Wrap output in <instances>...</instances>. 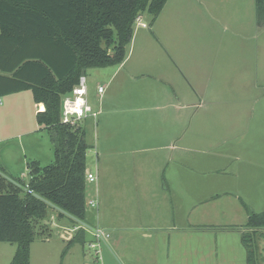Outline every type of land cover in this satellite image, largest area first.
<instances>
[{"label":"crops","instance_id":"crops-1","mask_svg":"<svg viewBox=\"0 0 264 264\" xmlns=\"http://www.w3.org/2000/svg\"><path fill=\"white\" fill-rule=\"evenodd\" d=\"M188 1L193 4L199 20L192 22H196L197 28L200 27L199 29L204 31L203 35L206 37L204 45L199 42L197 47L192 48L190 39H186L187 45L183 41L176 43L169 41L168 45L155 35L151 37L152 40L132 36L124 61L117 65L112 75L110 74L108 86L114 77L111 91H108L105 84L103 93L99 94L97 87L101 82L98 81L95 87L89 86L86 75L84 76L86 80L84 99L91 112L76 123L85 132V142L88 130L91 131L90 139L92 147L98 151L97 163L100 162L103 183L104 181L117 183V177L112 181L110 173L116 174L119 171L125 174L123 179L127 183L131 179L134 187L144 188L145 184L152 183L154 185L150 187L155 188L156 184L160 183V176L161 182H170L174 175H179L181 170L187 169L188 153H193L195 158L210 156L209 164L199 162V167H203L198 174L210 173L209 186L215 188L213 190L215 193L209 199L211 203H218L223 196L219 190L223 187L224 190L226 188L229 190V186L233 185L234 176L241 177L237 175L238 172L243 173L241 177L243 189H248L252 185H257L254 180L261 178L256 174L264 169V65L262 70L258 68V64L264 61V27H259L256 23L254 0H185L181 7L182 13L176 15L169 10L170 4L166 3L152 25L149 24V17L143 15L141 21L146 27L142 25L137 27L147 29L155 27L158 22H167L168 28L171 27L168 23L172 20H189L192 15L190 10L186 9ZM232 7L233 10L230 11ZM241 13H245L246 16ZM246 25L250 26L247 33L245 30L238 31L237 27ZM220 27H223L222 33L218 32ZM168 31L170 30L167 29ZM245 34L248 35V39ZM220 35L223 38H219ZM250 39H254L256 45L260 44L256 56L258 63L254 60L253 66L247 63L250 54L241 49L240 44L235 45L238 40ZM219 41L233 50V53L222 56L230 57L231 65L225 69L211 65L209 69L208 62L220 57L210 52L211 46L218 45ZM139 42L150 47L146 52L135 54V65L140 68L147 66L152 70L141 74L125 69L136 43ZM243 46L249 49L244 42ZM190 48L192 50L189 51ZM198 58L206 60L201 64ZM162 60H168L169 63L163 65V69L160 70ZM107 69L110 67L97 71L105 72ZM118 76L120 79L116 81ZM19 94L8 96L14 97ZM3 105L2 103L1 106ZM35 105L41 107L38 112L44 111L41 104ZM190 108L195 109L193 116L187 115ZM89 119L92 120V125L89 124ZM240 136L243 143L238 147H241V151H234L238 153L234 154L232 149H229L227 152V155L234 157L240 165L238 168L233 166L227 169L229 166L222 159L224 158L220 154L222 150L218 151V142L222 144L232 138L239 139ZM87 145L91 147V144ZM101 157L105 160L100 161ZM119 157L122 159H117ZM107 158L115 160L110 163ZM127 158L131 160L128 162ZM95 166L97 168V164ZM227 170H230L228 172L230 175L224 176ZM86 172L91 173L87 166ZM7 173L8 177L16 178L10 172ZM24 181L27 182L28 178ZM204 186L208 187L202 184L201 188ZM234 193L235 200L245 205L243 198V201L239 200V196ZM236 213L247 216L242 205L235 206ZM170 228L155 229L177 239L189 231L177 229L175 224ZM77 230L78 227L66 230L61 237L69 241L74 237L73 232ZM176 242L180 249L181 240L178 239ZM259 244L260 242L257 245V254L260 263L259 257L263 248ZM243 250L245 253L243 264H247L246 251ZM231 251L234 252L233 249ZM242 254H239V258ZM232 261L230 264H241L240 260ZM216 264L225 263L218 261Z\"/></svg>","mask_w":264,"mask_h":264},{"label":"rangeland","instance_id":"rangeland-1","mask_svg":"<svg viewBox=\"0 0 264 264\" xmlns=\"http://www.w3.org/2000/svg\"><path fill=\"white\" fill-rule=\"evenodd\" d=\"M183 2L185 0H170L166 3L170 4L169 10L176 15L182 13ZM186 9L190 10L192 15L189 20H172L168 23L171 24L168 28L167 22H158L155 27L147 29L135 25L133 38L147 37L152 40L151 37L155 35L168 45L169 41L175 43L183 41L187 45L186 39H190L192 48L197 47L199 42L204 45L206 41L204 31L199 29L200 27L197 28L196 22H192V20L199 21L193 4L188 1ZM232 10L233 7L230 11ZM241 15L246 16L245 13ZM249 25L237 27V29L240 32L245 30L247 33ZM166 28L170 31L167 32ZM218 32L222 33L223 27H220ZM245 36L248 39V35L245 34ZM219 38L223 36L220 35ZM243 42L249 49L243 46ZM253 42L254 39L238 40L235 43V45L240 44L241 49L250 54L247 63L252 66L255 64L254 60H256L257 50L260 47L259 43L256 45V42ZM149 47L144 43L142 45L140 42L136 43V48L130 55L125 69L137 74L152 71L147 66L140 68L135 65V54L146 52ZM232 51L220 41L218 45L213 44L210 52L220 57L208 62L209 69L211 65L219 69L229 68L230 57L222 58V56L229 55L233 53ZM198 60L203 64L206 58H198ZM256 62L258 63L257 60ZM168 63V60H162L160 70ZM263 65L264 61H261L258 68L262 70ZM116 68L117 66H111L105 72L97 71L99 69H89L85 72L86 76H83L86 77L89 86L95 87L98 81L101 82V86H105L110 79V74L112 75ZM113 78L109 86L107 84L108 91L113 88ZM119 79L118 76L116 81ZM1 101L4 105H0V170L6 174H2L1 171L0 173L8 177V171L15 175L14 177L26 180L28 163L38 161L45 166L53 161V147L49 134L46 129L36 123L35 116L41 107L34 104L30 91L21 92L14 97H2ZM42 108L44 110L43 105ZM194 111V108L188 109L187 115L193 116ZM89 124L92 125V120ZM91 137V131L88 130L86 143L91 144V147L89 146L86 153V166L96 176L97 181L86 182L85 199L95 201L96 207H86L85 220L82 222L84 226L81 223L71 222L67 217L58 219L57 211L49 207L43 222L45 231L48 228L49 233L45 235L46 237L36 236L30 244L29 264H216L218 261L230 264L232 260H240L241 264L244 263L245 253L241 242V230H237L239 227L236 226L245 225L247 216L235 214V206L241 203L235 200L234 192L239 196V200L243 198L250 212L264 213V169L256 174L261 178L254 180L257 185H252L248 189H243L241 178L243 173L238 172L237 175L241 177L234 176L233 185L229 186V190L227 188L224 190L225 187L219 190L223 195L219 202L211 203L209 198L215 193L213 192L215 188L209 186L211 175L210 173L198 174L200 168L203 167H199V162L209 164L210 156L195 158L193 157L195 154L188 153L187 169L181 170L179 175H174L170 182H161L160 176V183L156 184L155 188L150 187L154 185L152 183L145 184L144 188L134 187L131 179L127 183L123 179L125 174L119 171L116 174L110 173L112 181L117 177V183L110 181L103 183L100 162L97 163L98 151L92 147ZM242 143L241 136L239 139L232 138L222 144L218 142V151L222 150L220 154L224 157L222 158L224 163L229 166L227 169L233 166L239 167L240 163L235 161L234 157H229L227 152L229 149H232V153L241 151V147L238 146ZM107 159L110 163L115 160V158ZM117 159H122V157ZM101 160L105 159L101 157ZM130 160L131 158H127L128 162ZM226 172L224 176H229L230 170ZM202 184L208 187L201 188ZM222 193H229V195ZM174 224L177 229L189 230L178 238L181 240L180 249L177 246L176 237L173 235L169 237L167 233L155 229L156 227L171 229L170 227ZM75 227L82 229L79 233H82L80 239L83 243H73L63 253L68 240L63 239L61 234ZM77 231L73 232V236ZM97 232L102 233L100 240L96 238ZM260 238L258 239L259 245L263 249L259 264H264V238ZM231 248L233 253L230 252ZM15 250V244L1 242L0 264H10ZM240 253L243 254L239 258Z\"/></svg>","mask_w":264,"mask_h":264},{"label":"trees","instance_id":"trees-1","mask_svg":"<svg viewBox=\"0 0 264 264\" xmlns=\"http://www.w3.org/2000/svg\"><path fill=\"white\" fill-rule=\"evenodd\" d=\"M168 0H0V98L30 91L44 111L36 123L47 130L53 162L28 163V181L0 170V243L16 250L10 264H29L36 236L46 237L49 207L57 218L83 222L86 215L85 132L61 121L62 99L89 69L121 64L138 16L152 25ZM256 23L264 27V0H254ZM36 194L38 197H35ZM247 214L241 242L247 264H259L257 245L264 238V213ZM216 229V228H214ZM68 241L83 243L79 233Z\"/></svg>","mask_w":264,"mask_h":264},{"label":"built area","instance_id":"built-area-1","mask_svg":"<svg viewBox=\"0 0 264 264\" xmlns=\"http://www.w3.org/2000/svg\"><path fill=\"white\" fill-rule=\"evenodd\" d=\"M142 16H138L135 19V25H142L146 27V24L142 23L141 21ZM104 91L103 86L97 87V92L102 94ZM86 94V80L84 76H81L79 82L76 87L72 90L69 95H66L62 99L61 104V121L64 124L73 125L76 122L86 118L90 112V107L86 104L84 96ZM0 105H2V101L0 99ZM96 180V176L93 173L85 172V181L88 183H94ZM86 207L95 208L96 203L93 200H88L85 203ZM97 240L102 238V233H96Z\"/></svg>","mask_w":264,"mask_h":264},{"label":"water","instance_id":"water-1","mask_svg":"<svg viewBox=\"0 0 264 264\" xmlns=\"http://www.w3.org/2000/svg\"><path fill=\"white\" fill-rule=\"evenodd\" d=\"M6 179H8V180H11L10 178H8V177H6V176H4ZM34 196L35 197H38L36 194H34ZM54 208V207H53ZM78 223H81L82 224V222H78ZM83 225V224H82ZM84 226V225H83Z\"/></svg>","mask_w":264,"mask_h":264}]
</instances>
